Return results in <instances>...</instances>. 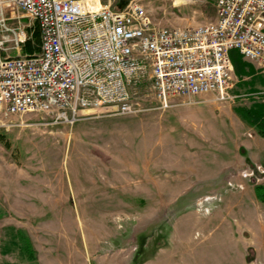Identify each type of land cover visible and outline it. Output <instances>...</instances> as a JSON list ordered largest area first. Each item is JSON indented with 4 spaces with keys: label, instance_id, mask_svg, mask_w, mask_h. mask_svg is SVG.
Here are the masks:
<instances>
[{
    "label": "rangeland",
    "instance_id": "1",
    "mask_svg": "<svg viewBox=\"0 0 264 264\" xmlns=\"http://www.w3.org/2000/svg\"><path fill=\"white\" fill-rule=\"evenodd\" d=\"M144 2L162 26L215 19ZM255 72H232L225 99L159 102L142 83L132 114L0 116V264H264V136L235 112L264 102Z\"/></svg>",
    "mask_w": 264,
    "mask_h": 264
},
{
    "label": "built area",
    "instance_id": "2",
    "mask_svg": "<svg viewBox=\"0 0 264 264\" xmlns=\"http://www.w3.org/2000/svg\"><path fill=\"white\" fill-rule=\"evenodd\" d=\"M144 1L0 0V116L132 114L142 83L159 102L225 99L232 50L264 70V0H176L214 6L213 21L185 27L156 23ZM35 30L38 49L20 54Z\"/></svg>",
    "mask_w": 264,
    "mask_h": 264
},
{
    "label": "trees",
    "instance_id": "3",
    "mask_svg": "<svg viewBox=\"0 0 264 264\" xmlns=\"http://www.w3.org/2000/svg\"><path fill=\"white\" fill-rule=\"evenodd\" d=\"M33 36L37 40L38 45V31L35 30L33 33ZM38 48L35 46H32L30 42H27L24 46L25 52H33L37 50ZM234 60V56H232ZM235 112L240 115V117L245 120L248 124L251 126H254L257 128L258 133L262 136H264V102H258L251 106L250 108L245 107H238L235 108ZM254 193L258 200L261 202H264V184H257L254 186ZM23 249V247H22ZM26 252H29L30 255L33 253V249L30 248L28 245L24 248Z\"/></svg>",
    "mask_w": 264,
    "mask_h": 264
},
{
    "label": "crops",
    "instance_id": "4",
    "mask_svg": "<svg viewBox=\"0 0 264 264\" xmlns=\"http://www.w3.org/2000/svg\"><path fill=\"white\" fill-rule=\"evenodd\" d=\"M232 56H234V60L231 59L232 65H233V72L236 75H241V74L245 75V73L247 71H248L249 75H251V74H255L256 73L255 71H259L261 76L264 78V70L263 69H258L257 66L253 62L251 63V61L243 58L241 56V54H239L238 51L232 50L230 52V57L233 58ZM242 62H245L247 64L244 65ZM249 75H245V76H249ZM262 83L264 85V79H262ZM93 263L94 264H103L104 262L102 260H95V262L93 261Z\"/></svg>",
    "mask_w": 264,
    "mask_h": 264
},
{
    "label": "water",
    "instance_id": "5",
    "mask_svg": "<svg viewBox=\"0 0 264 264\" xmlns=\"http://www.w3.org/2000/svg\"><path fill=\"white\" fill-rule=\"evenodd\" d=\"M124 1H126V0H124Z\"/></svg>",
    "mask_w": 264,
    "mask_h": 264
}]
</instances>
